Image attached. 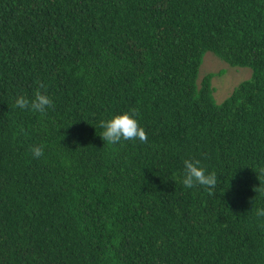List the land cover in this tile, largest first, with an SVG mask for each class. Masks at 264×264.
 <instances>
[{"label": "trees", "instance_id": "trees-1", "mask_svg": "<svg viewBox=\"0 0 264 264\" xmlns=\"http://www.w3.org/2000/svg\"><path fill=\"white\" fill-rule=\"evenodd\" d=\"M206 51L252 70L220 102ZM39 82L54 108L15 107ZM132 109L147 143L104 142ZM255 187L264 0H0V264H264Z\"/></svg>", "mask_w": 264, "mask_h": 264}, {"label": "clouds", "instance_id": "clouds-1", "mask_svg": "<svg viewBox=\"0 0 264 264\" xmlns=\"http://www.w3.org/2000/svg\"><path fill=\"white\" fill-rule=\"evenodd\" d=\"M15 107L30 109L33 112L46 115L49 109L54 108V101L47 94L46 85L39 82L31 99L24 95H20L15 100ZM138 115V111L132 109L130 112L126 111L114 114L110 119L100 121V127L103 129L102 133L99 134L101 139L109 145H116L122 140H138L141 143H147V134L136 118ZM44 147V145L32 146V156L36 159L42 157L44 154ZM183 163V186L188 189L194 188L197 185L204 186L208 189L210 195L214 194L213 190L217 187L218 183L217 173L215 171L207 172L199 159H185ZM254 190L255 192L264 191V189L259 187H255ZM256 215L264 217V209H257Z\"/></svg>", "mask_w": 264, "mask_h": 264}, {"label": "rangeland", "instance_id": "rangeland-1", "mask_svg": "<svg viewBox=\"0 0 264 264\" xmlns=\"http://www.w3.org/2000/svg\"><path fill=\"white\" fill-rule=\"evenodd\" d=\"M219 70L223 72L218 74ZM208 72L216 73L211 79V84L214 87L213 96L220 102L239 82L249 78L252 70L248 66H231L211 51H206L199 67L198 80Z\"/></svg>", "mask_w": 264, "mask_h": 264}]
</instances>
